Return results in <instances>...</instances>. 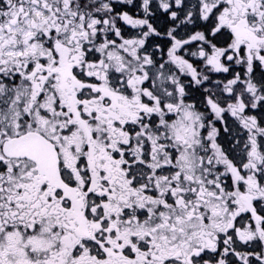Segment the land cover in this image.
Instances as JSON below:
<instances>
[{
  "label": "snow or ice",
  "instance_id": "obj_1",
  "mask_svg": "<svg viewBox=\"0 0 264 264\" xmlns=\"http://www.w3.org/2000/svg\"><path fill=\"white\" fill-rule=\"evenodd\" d=\"M0 264H264V0H0Z\"/></svg>",
  "mask_w": 264,
  "mask_h": 264
}]
</instances>
